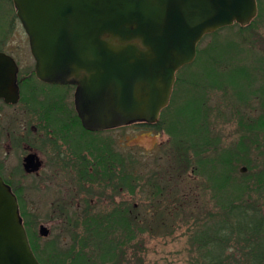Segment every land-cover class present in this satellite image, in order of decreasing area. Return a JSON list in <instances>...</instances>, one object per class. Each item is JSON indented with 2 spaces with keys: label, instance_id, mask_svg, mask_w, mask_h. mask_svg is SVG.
I'll return each mask as SVG.
<instances>
[{
  "label": "rangeland",
  "instance_id": "374dc122",
  "mask_svg": "<svg viewBox=\"0 0 264 264\" xmlns=\"http://www.w3.org/2000/svg\"><path fill=\"white\" fill-rule=\"evenodd\" d=\"M13 26L11 31L9 24L0 22V50L16 58L22 69L20 79H23L22 84L25 85L27 80H30L31 76L28 77V75L31 73L30 71L35 62L30 51L28 38L21 33L20 27L17 28L14 24ZM232 32H237V29ZM239 38L244 40L245 49L251 48L255 52H250L248 55L241 54L248 62H253V64H249L246 71L247 76L250 77L248 72L255 73L252 71L256 67L255 58L257 56L264 58V16L258 19L255 28L252 30L235 35V39L239 40ZM213 39L212 36L206 37L200 45L201 48ZM202 69V66H195L191 69V72L182 73V79L187 78L193 82L192 78L195 77L200 79L199 81L204 86L200 90L196 87L190 90L189 94L193 96L194 100L200 97L198 96L199 91L206 94L203 89L206 90V79H209L206 78L207 72L202 71ZM255 76H253L254 87L251 91L255 89L261 91L259 96L249 93L245 83L248 78L245 75L236 74V79L232 85L223 89L214 88V91L209 90L204 97H207V128L213 140L205 156L211 160L221 154L226 155L228 152H236L238 145L245 143L248 146H246L247 149H250L246 157L248 163L241 164L238 162L233 173L241 183L247 182L254 190L260 187L253 196L261 197L264 196V184L258 186L259 179L256 175L264 169V155L261 154L260 147H258L260 144L261 150L264 152V134L256 127H252L264 112L261 105L263 98L260 97L264 93V70L257 72ZM33 78L31 77V79ZM40 86L42 85L40 84ZM190 86L192 85L190 84ZM42 92L45 97H49L48 101L45 99V102H51L50 97H55L52 99L51 107L64 102L68 113L66 116L68 129L65 136L62 135L63 143L59 140L56 141L54 136L49 135L48 130L44 127L45 122L42 120V113L47 111L45 109L46 104L27 106L25 102H21L14 110L8 108H2V110L4 109L3 115L12 114L11 111H18V114H14L18 119L16 127L19 132L17 134L20 138L25 139L21 140L19 144L17 143L16 146L6 147L5 135L3 134L5 131H0V159L4 160L11 169L19 172L12 183L23 190L21 191L22 197L28 211L31 227L38 236V239L36 237V243L44 252H48V255H42L45 264H72L69 255H59L53 248L57 247L60 251L65 252L66 249L72 246L74 242L71 236L74 237L76 233H80V227L77 226L76 221L78 215L83 212L86 200H89L94 206L95 213L106 212L109 208L112 209L111 202L113 201H116L117 204L126 201L128 205H135L140 211L149 210L152 200L150 199V189L146 186V179L153 172H157L159 168L157 166L158 160L160 166L167 167L173 162L171 154L166 156L162 154L169 147L170 134L166 125V127L163 126L162 131H158L155 128L139 124L105 133L85 132L81 128L74 127L75 124L72 119L74 118V112L72 111L74 109V88L55 85L42 86ZM184 93L181 90L179 102L183 99ZM245 94L249 95L250 100L242 104L238 100L240 96ZM239 111L244 115H239ZM181 120H184L183 116H181ZM25 129L27 131L26 137L23 135ZM254 139L256 143L251 146ZM91 144H94L98 149L108 147L114 155H119L117 156L119 159H126L125 162L128 168H132L133 158L141 162L142 167L137 168V174L141 177V182L135 183L134 192L131 186L127 188L123 183H120L117 188V180L115 179L112 180V183L108 181L107 183L99 182L98 158L90 152L89 146ZM26 147L37 151L43 160L44 166L38 175H30L31 173L26 172L24 174L22 160L25 156ZM195 166L197 169V163H195ZM242 167H246L247 171L242 172ZM192 170L193 168L189 171V177H192L189 181L191 184L177 185V190H184L185 192H188V189L194 190L193 193L190 192L191 194L188 192L190 195L187 199L189 198V203L192 204L191 207L204 206L202 212L208 219V223L211 224L215 220L218 221L219 218L217 217L220 215V212L216 214V208L219 207L215 197L216 191L211 190L210 187L209 189L204 188L207 178L202 175V171L194 173ZM83 173L86 174V177L83 176ZM220 174L222 176L225 174L222 167H220ZM221 175L217 178H209V185L215 187V182L217 185L222 183ZM224 183L231 184L232 180L229 183ZM108 184L109 187H107ZM112 185L115 189L112 188ZM88 191L91 192V195ZM207 209L210 212H215V214L209 215L210 212ZM151 218L157 224L158 212L152 209ZM41 225L49 229L50 233L47 237L39 235ZM193 234L194 232H190L185 226L180 228L179 219L175 215L171 216L165 229L151 227L137 242H134L128 248L130 260L132 256H135L133 255L135 253L142 261L135 260L127 264H197L198 255L196 245L193 243ZM77 245L79 247V244Z\"/></svg>",
  "mask_w": 264,
  "mask_h": 264
},
{
  "label": "water",
  "instance_id": "95a60500",
  "mask_svg": "<svg viewBox=\"0 0 264 264\" xmlns=\"http://www.w3.org/2000/svg\"><path fill=\"white\" fill-rule=\"evenodd\" d=\"M37 76L75 85L85 129L155 123L171 102L177 72L207 34L258 16L257 0H14ZM19 66L0 51V98L18 103ZM25 169L41 166L37 154ZM247 170L242 167V172ZM49 229L41 225V236ZM0 264H40L12 188L0 176Z\"/></svg>",
  "mask_w": 264,
  "mask_h": 264
},
{
  "label": "trees",
  "instance_id": "16d2710c",
  "mask_svg": "<svg viewBox=\"0 0 264 264\" xmlns=\"http://www.w3.org/2000/svg\"><path fill=\"white\" fill-rule=\"evenodd\" d=\"M258 3L259 15L250 25L234 24L206 36H212L214 39L203 48L199 46L194 64L184 67L179 72L171 104L163 111L158 123L135 122L131 124L145 125L158 131H162L163 126L166 125L170 134L169 147L162 154L164 156L171 154L173 162L168 167L160 166L157 159V166L159 167L157 172H153L146 179V186L150 189V199L152 200L149 210L140 211L135 205H128L126 201L117 204L111 199L113 201L111 202L112 209L95 213L94 206L89 200H86L83 212L78 215L76 221L77 226L80 227V233H76L74 237L71 236L74 243L65 252L60 251L57 247L53 248L59 255H69L72 264H127L135 260L141 262L142 260L135 253H133L135 256H132L131 260L129 259L128 248L151 227L165 229L170 217L175 215L179 219L180 228L185 226L187 230L194 232L193 243L196 245L198 255L197 264H264V196H253L260 187L254 190L247 182L241 183L233 173L238 162L241 164L248 163L246 157L250 149H247L248 146L242 143L240 146L238 145L236 152L233 151L234 153L221 154L211 160L205 156L213 141L207 128V97L204 98L209 90L227 88L234 83L236 74H242L248 78L245 83L249 93L255 96L261 94V91L257 89L251 91V89L254 87L253 76L264 70V58L258 56L255 58L256 67L252 70L255 73L248 72L250 75L248 77L246 71L249 64H253V62H248L241 54L248 55L250 52H255L251 48H244L245 42L241 39L242 37L239 40H237L238 38L235 39L236 34L239 35L255 28L258 19L264 16V0H258ZM235 29L237 32H232ZM224 31L227 32L224 34ZM195 66H202V71L207 72L206 78L209 79H206V90L203 89L206 94L199 91L198 96L200 97L196 100L189 92L195 87L199 90L204 87L199 81L200 79L193 77V82L187 78L182 79V73L191 72ZM181 90L185 93L179 102ZM263 95L260 97L263 98L261 105L264 108ZM248 100L250 97L245 94L240 96L238 101L243 104L247 103ZM51 110H66V107L57 104L52 106ZM72 111L74 112V118H72L74 127L84 130L75 110L72 109ZM209 114L211 115L210 112ZM181 116H183L184 122L181 120ZM66 127L68 128V126ZM254 127L264 134V112L254 122L252 128ZM84 131L93 134L103 133ZM255 143L254 139L251 146ZM258 147H260L261 154L264 155L260 144ZM96 148L94 144L89 146L92 155L98 158L99 182L107 183L108 181L112 183V180L115 179L117 180V188L120 183H123L127 188L131 186L134 192L135 183L141 182V177L137 174V168L142 167L141 162L133 158L132 168H128L126 159H119L117 157L119 155H114L108 147ZM118 162L121 164L119 165ZM195 163L198 165L197 169ZM220 167L225 171L223 176L220 174ZM191 168H193L192 172L194 173L202 171V175L207 178L205 189L210 187L211 190L216 191L215 197L219 205L216 208V214L220 212L219 217H217L219 218L218 221L208 223V219L202 212L204 206L191 207L192 204L189 203L187 197L194 190L188 189L190 194L181 189V191L177 190V185L191 184L189 182L192 178L189 177ZM220 175L222 176V183L217 185L215 182V187L209 185V178H217ZM83 176L86 177V174L83 173ZM256 177L259 179L258 186L263 185L264 169ZM231 180V184L224 183H229ZM10 184L18 197L31 246L35 254L41 259L42 264H45L42 255H48V252H44L36 243L38 236L31 227V221L22 197L21 191L23 190L14 183ZM112 188L115 189L113 185ZM88 192L91 195V192ZM152 209L158 212L157 224L151 218ZM211 214L213 215L215 212H210L209 215Z\"/></svg>",
  "mask_w": 264,
  "mask_h": 264
},
{
  "label": "flooded vegetation",
  "instance_id": "af4514ba",
  "mask_svg": "<svg viewBox=\"0 0 264 264\" xmlns=\"http://www.w3.org/2000/svg\"><path fill=\"white\" fill-rule=\"evenodd\" d=\"M0 22H4L5 24H9L10 25V30H13V24L16 25L17 28L20 27L21 29V33L24 34V36L27 38V34L25 32V30L23 29V26L21 24L20 18L18 16V10L15 4L14 0H0ZM11 30V31H12ZM19 65V63H18ZM35 70V64L32 68V70L30 71L31 73L28 75L29 76H36V79H28L27 80V84H22L24 81L23 79H20V75L22 73V69L20 68L19 65V85H20V93H21V98L20 101L16 104L13 103H7L4 99L0 98V131H5L3 134L5 135L4 139L6 140V147H11V146H16L20 143L21 140H24L25 138H20L19 135L17 134L18 129L16 127L18 119L15 117L14 114H18V111H11L12 114H4L3 115V110L2 108H8V109H16L18 105H20L21 102H25L27 104V106H37L39 104H46V108L47 111H43L42 115L43 118L42 120H44L45 122V126L46 130H48L49 135H53L54 139L57 141L59 140L61 143H63V139H62V135L64 134L65 136V132L68 129L66 127V116H67V111L66 110H60V111H56V110H51V103L52 99L55 97H50L51 98V102H45V99L48 101L49 97H45L44 93L42 92V86H54V84H50L47 82H44L42 80H40L37 75L36 72L33 74V71ZM25 79V78H24ZM40 84L42 86H40ZM56 86V85H55ZM26 96V98H25ZM42 97V100H41ZM41 100V101H40ZM60 106L64 105V102L59 103ZM27 111V108H26ZM239 115H244L242 113H240L239 111ZM240 129V126H239ZM26 129L25 132L23 133V135H25L26 137ZM49 138V137H48ZM18 143V144H17ZM55 144V143H54ZM57 145V144H55ZM26 151H25V156L23 157L22 160V169L24 171L25 174V167H24V159L26 156H28L29 154H31L32 152L37 153V151H35L33 148H29L26 147ZM39 156V154H38ZM40 157V156H39ZM41 159V157H40ZM42 165H41V170L43 169L42 167L44 166L43 160L41 159ZM40 171L34 172V173H28L30 175L35 174L38 175L40 174ZM18 170H13L10 168V166H8V164L0 159V175L3 177V179L8 182V183H12L14 181V179L16 178ZM40 261V260H39ZM42 263V262H41Z\"/></svg>",
  "mask_w": 264,
  "mask_h": 264
}]
</instances>
